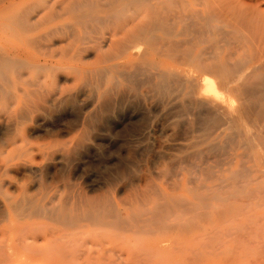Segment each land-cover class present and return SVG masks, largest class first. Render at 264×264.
I'll use <instances>...</instances> for the list:
<instances>
[{"label": "rangeland", "instance_id": "1", "mask_svg": "<svg viewBox=\"0 0 264 264\" xmlns=\"http://www.w3.org/2000/svg\"><path fill=\"white\" fill-rule=\"evenodd\" d=\"M99 1L103 4L105 1L114 2L115 5L121 6L117 14L119 20L131 18L153 19L161 15L160 20L167 22L170 30L182 31L181 29L185 26L183 33L178 37V39L184 40L180 41L182 45L180 49H188L191 44L194 48L196 40H198V47L203 49L205 54L210 51L211 53H209L212 55L213 49H217L215 47L219 45L221 47L218 48L219 52L215 51L219 53L218 55L228 56L227 62L229 63L227 65L231 63L230 61L234 62L235 59H241L238 61L240 64L243 62L241 67L244 66V61L247 64L255 62V66L259 69L256 68L257 70L253 69L250 72V79L253 82L261 79L259 81L261 82L264 78L262 71L264 70V67H262L264 65V56H262L264 55V0H234L238 7L248 8L250 11L256 9L261 11L259 18L255 20H252L253 17L250 13L247 16L250 19L243 23V28L240 27V20L235 23L236 26L238 25L237 27L244 30V32L242 31L243 34L247 35L250 40V42L249 40L248 42L242 40L239 45L243 49L239 48L236 39L235 41L231 39V35L228 33L231 27L228 22H218L209 26L212 31H217L213 33L215 39L210 35L212 32H208V26H199L194 23L195 17L193 16L198 10L196 0H136V2H134L135 0H0V245L13 243L25 247L29 243L27 245L29 249L31 247L40 249L39 247L42 248L46 245L52 248H56L57 245L61 246L62 255L61 257L56 256L52 260V264H188L183 261H164L154 255L146 256L140 251V239L146 234L143 232L133 233L126 229V231L122 230L125 227H123V224L127 220L134 219L137 217L135 215L139 216L140 213V217L143 213L144 216L147 215L156 208V203L159 207L166 200L180 199L183 202H198V208L187 216L198 215L200 220L199 242L206 250L208 249L207 251L212 249L210 252L214 251V255L217 254L216 257H213V255L210 256V253H206L207 257H203V260L198 264H210L208 260L209 262L216 261L211 264H222L227 261L226 264H264V258H262L264 257V151L262 152L264 150L262 149L264 148V114H261L263 118L261 115H257L259 102L254 101L255 94L249 93L250 98L246 95L245 101L242 99L228 101L232 113L237 115V111L240 110L241 114L237 115L233 123H236L241 131L236 130V124H230V126L233 125L235 132H240L243 138L240 133L238 136L241 138L238 136L236 138V135L231 134L234 131L228 130L227 121L229 120L225 121L223 116L213 114V117L219 119H216L219 122L217 124L216 121L213 122L215 117L212 119L208 117L212 111L208 112L206 111L208 109L205 108V112L203 106H201V110L199 105L195 104H192L191 107L194 109L195 105L199 109L195 107L193 110L187 106L190 105L192 99L191 96L188 98V94L185 95L189 88L185 76L195 77L199 74L198 72H192L195 73L194 75L189 73V66L178 64V61L177 63L171 61L166 67L168 77L165 96L156 89L154 91L147 84L146 86L145 83L138 84L136 92L126 88L129 90L125 92L126 96L124 94L121 96L122 94H117L115 91H109L107 95H103L104 76L100 72V80L98 71L99 67L103 68L106 64L112 62L109 59L113 57L111 56L113 54H110L113 53V50L108 48L110 40L107 35L105 39L101 37L102 31L107 32L106 23L97 18H92L93 15L94 17L96 15L94 9L102 8L103 4H100ZM69 3H72V5ZM76 3L78 7L81 6V11L76 10ZM70 5L71 7H69ZM96 5H99V7H96ZM63 7L66 8L65 12ZM150 9L157 11V13L152 11L155 13L152 16ZM182 10H185L188 16L183 18L177 16V14L182 13ZM174 13H177L175 17L173 16ZM190 13L192 14L190 15ZM186 17L191 19L192 22H188ZM39 18L40 22L52 20V22H63L75 26L73 29L74 36L66 38L59 33L53 39L54 60L59 57L57 52H61L58 59H63L67 63L64 62L65 64L63 63L58 69L30 68L25 64L6 65L1 59L4 48L13 47L21 53L34 51L30 42L31 38H35L38 32L37 24L39 22L31 31L27 29L28 26L26 25H28L29 19L33 22ZM75 21L78 23H75ZM24 22H27V24L24 25ZM170 24H173V26ZM192 28L195 29V32ZM201 28L203 30H200ZM223 30L227 32L223 33L224 38H222L228 39L226 40L228 44L226 42L224 44L225 40L218 38L221 36L219 32H223ZM198 31L202 32L199 33ZM202 33L204 35H201ZM81 35L85 38H82ZM207 35L212 37L208 42L205 40L208 38ZM202 36L206 38H202ZM201 38L205 42H200ZM66 40L70 43L72 41V46L69 43L70 47L67 48ZM186 40L191 41L188 44ZM253 40L255 42L251 44ZM248 43L252 48L249 47ZM61 45L66 46H62L64 48L63 52L59 50ZM82 47L87 48L85 53L83 51L79 52ZM225 48L230 49L229 52ZM144 49V45L139 48L141 51ZM251 49L254 51H250ZM102 51L109 54L110 57ZM251 52L254 54H251ZM101 53L107 55V58ZM210 54L208 55L209 58ZM215 54L217 53L215 52ZM71 55L74 57L69 60L68 58ZM96 56H101V59L99 58L100 62H98L99 59ZM76 58L78 60L74 62ZM14 60H16L14 63L18 62L17 59ZM260 60L263 65L259 62ZM78 62L85 64V69L81 72L77 67ZM257 63H259V66ZM93 64H96V66L94 67ZM240 64L234 66L235 70L238 69L237 66H240ZM231 65L233 64L229 65L232 70ZM66 70L70 73H67ZM11 71L13 73L21 72L25 83L21 86L17 85L15 89L12 86L6 87L5 76L6 73ZM55 73L56 75H54ZM47 74L51 76L50 79H46ZM67 74L72 77H68ZM171 74L174 80L180 81L175 84V89L172 88L175 81L171 78ZM255 78L259 79L256 80ZM32 80L39 82L40 87L34 86ZM43 80L44 82H42ZM144 86L149 88H147L148 92H144L147 91ZM16 90L21 95L20 101L22 103H16L12 98V94ZM127 94L131 97L126 98L129 96ZM160 96L161 98H159ZM142 97L143 99H141ZM105 98L106 102L104 101ZM136 98L137 100L140 98L139 101L135 100ZM143 100L144 102H142ZM245 102L249 103L247 111L244 110L247 113L241 110ZM253 102H257V104ZM14 103L17 105L15 106ZM231 106H234V108L232 109ZM240 115H242L241 119ZM220 119H223L221 121H225V124L223 122L220 124ZM248 124L250 127L247 126ZM252 126L257 129L255 133ZM229 129L234 130L231 127ZM220 131L222 132L218 134ZM243 131H245V134ZM227 132H229V136ZM226 135L230 139L227 137L230 144L226 140ZM218 152L220 156L217 154ZM230 177H233V179ZM235 184H239L240 187ZM252 190L253 192H251ZM174 194L177 195L173 196ZM168 195L170 197H167ZM84 203H86V206ZM88 203L91 205L89 206ZM222 204L224 207H222ZM43 207L51 209L48 210ZM143 210L145 211L143 212ZM63 212H66V215H62ZM78 213L81 219L78 217ZM230 214L233 216L230 217ZM243 225L244 227H242ZM214 227H216V230L213 229ZM260 228H263V230ZM237 233L241 236L238 234L239 237ZM255 234H257V237ZM219 236L221 237L218 238ZM244 236L243 240L242 237ZM151 238L159 239L160 236L154 234ZM226 239L225 244L223 240ZM45 243L47 244L45 245ZM220 243L222 244L220 245ZM217 244L220 246L218 245V247ZM213 246L217 249H213ZM231 246H234L235 253ZM215 250H218L219 254ZM99 252L104 255L103 258L102 254L99 256ZM124 252H132L135 256L129 260H124V256L119 258V253ZM17 260L18 258L15 261ZM258 260L260 261L258 262ZM205 261L207 263H204Z\"/></svg>", "mask_w": 264, "mask_h": 264}, {"label": "bare ground", "instance_id": "2", "mask_svg": "<svg viewBox=\"0 0 264 264\" xmlns=\"http://www.w3.org/2000/svg\"><path fill=\"white\" fill-rule=\"evenodd\" d=\"M98 1V0H97ZM105 1V0H103ZM133 1V0H131ZM130 1V2H131ZM156 1V0H155ZM179 1V0H178ZM197 1V6H198V10H196V13L194 14L193 17H195V22L194 23H197L199 26H210L214 23H218V22H228V25H230L231 29L230 31L228 32L230 35H231V39L238 42V46L240 49H243L241 45H239L242 40H246L248 42L249 38L247 37V35L243 34L244 30L241 29L243 28V23H246L250 18H247V16L250 14L253 19L252 20H255V19H258L259 16H260V13L261 11L256 9L255 11H250V9L248 8H242V7H238V5L235 3L234 0H196ZM81 2V1H80ZM100 2V1H99ZM98 2V3H99ZM136 2V0L134 1ZM78 3V2H77ZM75 4L77 6L76 10H80L81 9V6L78 7V4ZM88 3V2H87ZM92 3V2H90ZM102 2H100L101 4ZM72 5V3H69ZM68 4V5H69ZM103 4V3H102ZM116 3L114 2H106L101 6L102 8L101 9H94V13L96 14L95 17L93 15L92 18H97L99 19L100 21L106 23L105 27L107 28V32L105 31H102L101 32V37L103 39H105V36L107 35V37L109 38L110 40V44L108 45V48L110 50H113V53H110V54H113L111 56H113L112 58L110 57L109 54H107L106 52H103L102 53H106L107 55H109L110 59L109 60H112V62H110L109 64H106L103 68L99 67V77L101 76L100 72L102 73V76H104V79H103V85H104V90H103V95H107V93L109 91H115L117 94H122L121 96H123V94L125 95V92H128L129 90L131 91H135L138 87V84H143L145 83V85L147 84L150 88L152 87L153 90L156 89L159 93H162V95L166 92V89H167V72H166V67L170 64L171 61H174L177 63V61L179 62L178 64H183V65H188L189 66V69H188V72L189 73H192V72H198L199 76H185V81L186 83L188 84L189 88L187 90V93L185 95H189L188 98L191 96V99H192V102L190 103V105H187L189 107H191L192 104H195V105H199V107L201 108V106H203V110L205 111V108H207L208 112L212 111V117H211V113L209 114L211 119L214 118L213 117V114L214 115H218V116H223V118H225L224 120H229L227 121L228 122V130L229 131H234V133H231V134H234V136L237 138V136L239 135L238 131L235 132V127L233 125L230 126V124H234L233 122H235V119L237 117V115L240 113V110L237 111V115L232 113L231 111V108H229V103L228 101L231 100L232 101H235V99H242L244 100L245 96L248 95L250 98V94H255V100L254 101H258L259 102V109H257V115H261V114H264V82H262L264 80V78L262 79L261 82L259 81H252L250 79V72L254 70H257L259 68H257L255 66V62H253V64H247L246 61H244V66L241 67V65L243 64V62H238L240 60H236L235 59V63L233 61H230L233 65L232 66V70L230 68V64L227 65V62L228 59L225 55L221 54V55H218L219 53V49L218 48H221L219 47V45H217L218 47H215L217 49H213L214 48V45L212 46L213 48V51H215L217 54H215V52L212 51V55L207 52V56L205 54V51H203V49L199 48L198 47V43L196 40V46L193 48V45L191 44V47H189L188 49H180L182 48L181 46V42L180 41H184V40H181V39H178V37L183 33V29H185L186 27L184 26L183 29H181L182 31H177V30H170V27L168 25L167 22L163 21V20H160V17L161 15H159V19L158 18H131V19H126V20H119L117 14L119 13V9L121 8V6L119 7V5H115ZM71 5L69 7H71ZM74 5V4H73ZM80 5V4H79ZM93 5V4H92ZM74 6V7H76ZM91 6V5H90ZM99 7V5H96V7ZM67 7V5H66ZM73 7V9L75 10V8ZM162 7V6H161ZM64 8V7H63ZM151 8V7H150ZM53 9V8H52ZM149 9V8H148ZM54 10V9H53ZM52 10V11H53ZM66 8H64V12H65ZM69 10V9H67ZM72 10V11H74ZM151 10V9H150ZM173 10V9H172ZM81 11V10H80ZM157 13V11L155 10H151V15L153 16V14H155L154 12ZM75 12V11H74ZM160 12V11H158ZM177 12V11H176ZM182 13L179 15L177 13H174V17H175V14H177V16H180V18H183L185 16H188L187 13L185 12V10H182L181 11ZM150 14V13H149ZM192 13H190L191 15ZM48 15V14H47ZM50 15V14H49ZM157 15V14H156ZM157 15V16H158ZM149 17V16H148ZM163 17V16H162ZM166 17V16H165ZM190 17V16H189ZM251 17V18H252ZM1 18V17H0ZM79 18V17H78ZM83 18V17H81ZM192 18V17H191ZM9 19V18H8ZM80 19V18H79ZM186 19H188V22L191 20L189 18L186 17ZM90 20V18H89ZM99 20H97V22H99ZM181 20V19H180ZM178 20V21H180ZM240 20V24H241V28L237 27L235 23H238V21ZM24 21V20H23ZM77 21V20H76ZM75 23H78L76 22ZM85 21V20H83ZM263 21V20H261ZM28 28L30 31L36 26L37 24V29H38V32L37 34L35 35V38H31V46L33 48V52H27V53H21V52H18L15 48L13 47H9V48H4L3 50V55H2V61H4V63L6 65H13V64H17V65H22V64H25L27 66H29L30 68L31 67H41V68H50V69H58L60 68L64 62H66L65 60L63 59H58L60 57V53L61 52H57L59 55L57 60H54V53H55V49L52 48V46H54V36L56 34H63L64 37L66 38H69L70 36H74L75 32H74V27L72 24V28H70L71 26L67 24H64L63 22L60 23V22H52V20H46V21H42L40 22V18L38 20H35V21H31L30 19L28 20ZM73 22V21H71ZM95 22H96V19H95ZM172 22V21H171ZM170 22V23H171ZM192 22V21H190ZM80 23V22H79ZM174 23V22H173ZM186 24V22H184ZM27 24V22H24V25ZM99 24V23H98ZM175 24V23H174ZM183 24V23H182ZM192 24V23H190ZM81 25V24H80ZM79 25V26H80ZM86 25V24H85ZM85 25H84V28H85ZM89 25V24H88ZM93 25V24H92ZM171 25V24H170ZM173 26V24L171 25ZM182 26V25H181ZM189 26V25H188ZM193 27V25H191ZM235 26V28H234ZM246 26V25H245ZM244 26V28H245ZM24 27V26H23ZM89 27V26H88ZM212 27V26H211ZM217 27V26H216ZM229 27V26H228ZM90 28V27H89ZM88 28V29H89ZM182 28V27H181ZM204 28V27H203ZM220 28V27H219ZM234 28V29H233ZM92 29V28H91ZM193 29V28H192ZM206 29V28H204ZM210 27H209V31L208 32H212V34H210L211 36H213L214 34L213 33H216V29L214 31H210ZM187 30V29H186ZM189 30H190V27H189ZM194 32H195V29H193ZM200 30H203L202 28ZM208 30V28H207ZM206 30V31H207ZM217 30H218V27H217ZM250 30V29H249ZM84 31V30H83ZM192 31V30H191ZM219 31V30H218ZM243 31V32H242ZM246 31V30H245ZM86 32V31H84ZM93 32V31H91ZM98 32V31H97ZM189 32V31H188ZM193 32V31H192ZM199 32V31H198ZM202 32V31H200ZM199 32V33H200ZM222 32V31H221ZM219 32V34H221L220 37H218V34H217V37L220 38V39H223L224 35L223 33L224 32H227L225 30H223V32L221 33ZM247 32V31H246ZM196 33H197V30H196ZM204 33V32H203ZM201 34V35H204V34ZM236 33H238V35H236ZM95 34V32H94ZM207 34V33H206ZM226 34V33H225ZM248 34V33H247ZM61 35V36H63ZM200 35V36H201ZM249 35V34H248ZM196 36H198L196 34ZM227 36V35H226ZM246 36V38H245ZM250 36V35H249ZM82 38H85V36L83 37L81 35ZM204 36H202L203 38ZM208 37V35L206 36ZM204 37V38H206ZM214 37V36H213ZM223 37V38H222ZM59 38V37H58ZM72 38V37H71ZM70 38V39H71ZM81 38V39H82ZM202 38H201V41L200 42H203L202 41ZM210 38L212 37H208L207 39H205L207 42L208 40H210ZM263 38V37H262ZM98 39V38H97ZM193 39V38H192ZM215 39V37H214ZM255 39V38H254ZM61 40V39H59ZM83 40V39H82ZM108 40V41H109ZM225 40V39H223ZM222 40V41H223ZM228 40V39H226ZM224 41L223 43L225 44V42L227 43V41ZM241 40V41H240ZM262 40V39H261ZM57 41V40H56ZM67 41V48L68 46L70 47V42ZM66 41H63V42H66ZM76 41V40H75ZM90 41V40H89ZM101 41V40H100ZM103 41V40H102ZM107 41V39H106ZM189 44V42L191 40H186ZM218 41V39H217ZM221 41V42H222ZM240 41V42H239ZM256 41V39H255ZM253 40V43L251 44H254L255 42ZM58 42V41H57ZM62 42V40H61ZM61 42L59 44H61ZM78 42H79V36H78ZM99 42V41H98ZM104 42V41H103ZM101 42V43H103ZM205 42V41H204ZM214 40L211 42L213 44ZM220 42V41H219ZM230 42V41H229ZM246 42V43H247ZM250 42V40H249ZM70 43V44H69ZM95 43V41H94ZM210 43V42H209ZM217 43V42H215ZM104 44H108V43H104ZM185 44V43H184ZM219 44V43H218ZM228 44V43H227ZM249 44V47L252 48V46ZM99 45V44H98ZM97 45V46H98ZM144 45L145 46V49L143 51L139 50L140 46ZM211 45V44H210ZM259 45V44H258ZM66 47L64 45H61V48L59 49L60 51L63 52V47ZM72 46V44H71ZM101 46V45H99ZM184 46V45H183ZM209 46V45H208ZM96 47V46H95ZM94 47V49H95ZM206 47V46H205ZM211 47V46H210ZM230 47V46H229ZM254 47V45H253ZM259 47V46H257ZM57 48V47H56ZM91 48V47H90ZM102 48V47H101ZM100 48V49H101ZM71 49V48H70ZM92 49V48H91ZM211 49V48H210ZM228 50V48H225ZM255 50V48H253ZM253 49H251L250 51H252ZM58 50V49H57ZM87 48L86 47H82L79 52L83 51L84 53L86 52ZM99 50V49H98ZM230 50V49H229ZM229 50L227 52H229ZM253 50V51H254ZM256 50H258V48H256ZM263 50V49H262ZM67 51V50H66ZM69 51V49H68ZM67 51V52H68ZM91 51V50H89ZM88 51V52H89ZM106 51V50H105ZM78 52V53H79ZM101 52V51H100ZM56 53V54H57ZM74 53V51H73ZM83 53V54H84ZM101 53V55H103ZM109 53V52H108ZM222 53V52H221ZM253 52H251L252 54ZM81 54V53H80ZM97 54V53H96ZM211 55L210 58L208 57V55ZM215 54V55H214ZM254 54V53H253ZM257 54V53H256ZM75 55V53H74ZM79 55V54H78ZM99 55V54H98ZM107 55L105 56V54L103 56H105L107 58ZM241 55H244V54H241ZM261 55V54H260ZM259 55V56H260ZM70 56V55H69ZM102 56V57H103ZM246 56V55H245ZM264 56V55H262ZM1 57V55H0ZM72 57H69L68 59L70 60ZM81 58V56H79ZM98 59L100 58L101 59V56H96ZM79 58V60H81ZM83 58V56H82ZM85 58V57H84ZM114 58V59H113ZM256 58V57H254ZM260 58V57H259ZM14 59H17L18 62L14 63ZM97 59V60H98ZM100 59L98 62H100ZM227 59V60H226ZM239 59V58H238ZM253 59V57H252ZM258 59V58H256ZM261 59V58H260ZM76 61L74 62H77V58L75 59ZM226 60V62H225ZM262 60V59H261ZM261 60L259 61L261 63V65H263V60L261 62ZM82 61V60H81ZM85 61V59H84ZM256 61V60H255ZM73 62V63H74ZM97 62V61H96ZM98 62H97V65H98ZM67 63V62H66ZM79 63V62H78ZM85 63V62H84ZM226 63V64H225ZM237 63V64H236ZM65 64V63H64ZM76 64V63H75ZM103 64V63H102ZM240 66H237L235 70V67L236 65H239ZM259 63H257L258 65ZM94 65V64H93ZM100 65V64H99ZM173 65V64H172ZM227 65V66H226ZM70 66V65H69ZM75 66V65H74ZM96 66V64L94 65V67ZM171 66V65H170ZM229 66V67H228ZM259 66V65H258ZM73 67V66H71ZM69 67V68H71ZM77 67L79 68L80 72L82 70H84L85 68V64L83 63H79V65H77ZM87 67V66H86ZM174 67V66H173ZM172 67V68H173ZM187 67V66H186ZM241 67V68H240ZM261 67V66H260ZM264 67V65L262 66ZM29 68V69H30ZM89 68V67H88ZM98 68V67H97ZM177 68V67H176ZM179 68V67H178ZM234 68V69H233ZM257 68V69H256ZM36 69V68H35ZM38 69V68H37ZM187 69V68H186ZM262 69V68H261ZM33 70V69H31ZM30 70V71H31ZM78 70V69H77ZM172 70H175V69H172ZM67 71V70H66ZM176 71V70H175ZM181 71V70H180ZM263 71V75H264V70ZM65 72V71H64ZM185 72V70H184ZM60 73V72H59ZM67 73H70L67 71ZM193 75L195 73H192ZM262 74V73H261ZM56 75V73L54 74ZM54 78H56V76H54ZM59 75V74H57ZM68 77H72L70 76L69 74H67ZM65 75V76H67ZM88 75V74H87ZM177 75V74H176ZM187 75V74H185ZM172 76V74H171ZM52 77V78H53ZM75 77V76H74ZM79 77V76H78ZM261 78L263 76H260ZM259 77V78H260ZM51 76L49 74L46 75V79H50ZM173 80V76L171 77ZM182 80L183 78L180 77ZM259 78H255L256 80H258ZM57 79V78H56ZM93 79V78H92ZM40 80V79H39ZM100 80H101V77H100ZM172 80V81H173ZM5 86L6 87H10L12 86L14 89L16 88V86H21L23 83H25V80L22 79V73L21 72H16V73H13L12 71L10 73H6V76H5ZM93 81V80H92ZM171 81V82H172ZM174 84L171 85L170 82V77H169V82L168 84H170L172 86V88L175 86V84L180 81H176L174 80ZM44 82V80L42 81ZM32 83H34V86L36 85L37 87H40V83L39 82H36L35 80L33 81L32 80ZM36 83V84H35ZM177 83V84H178ZM42 84V83H41ZM101 84V83H100ZM99 84V85H100ZM146 85V86H147ZM183 85V84H182ZM182 85H181V88H182ZM144 86L146 89L148 87ZM176 87V86H175ZM174 87V89H175ZM91 88V87H90ZM93 88V87H92ZM126 88H129V90H127ZM143 88V86H142ZM144 88V89H145ZM171 88V87H169ZM141 89V88H140ZM149 89V88H148ZM148 89L147 91H143L144 92H148ZM172 90V89H171ZM61 91H63L61 89ZM142 91V93H144ZM155 91V90H154ZM153 91V92H154ZM169 91V89H168ZM179 92L181 90H178ZM184 91V90H183ZM136 92V91H135ZM151 92V91H150ZM171 92V91H170ZM178 92V94H179ZM98 93V92H97ZM115 93V94H116ZM134 93V92H133ZM152 93V92H151ZM155 93V92H154ZM114 94V95H115ZM137 94V93H135ZM134 94V95H135ZM140 94V93H139ZM166 94V93H165ZM164 94V96H165ZM258 94V95H257ZM129 95V94H127ZM133 95V94H132ZM141 95V94H140ZM139 95V96H140ZM145 95V93H144ZM143 95V96H144ZM257 95V96H256ZM109 96V95H108ZM113 96V95H112ZM120 96V95H119ZM126 96V95H125ZM148 96V95H147ZM163 96V97H164ZM176 96V95H175ZM183 96V95H182ZM228 96V97H226ZM254 96V95H253ZM128 97H131L130 95L127 96L126 98ZM154 97V96H153ZM173 97V96H172ZM186 97V96H185ZM184 97V98H185ZM12 98H14L15 102L18 103H22L20 100H21V95L16 91L13 92L12 94ZM119 98V97H118ZM117 98V99H118ZM123 98V97H122ZM125 98V97H124ZM135 98V96H134ZM145 98V97H144ZM161 98V96L159 97ZM174 98V97H173ZM227 98H230V99H227ZM253 98V97H252ZM257 98V99H256ZM112 99V98H111ZM116 99V97H115ZM140 99V98H139ZM139 99L137 100V98L135 100L139 101ZM143 99V97L141 98ZM163 99V98H162ZM186 99V98H185ZM110 100V99H108ZM121 100V99H120ZM123 100V99H122ZM121 100V101H122ZM158 100V99H157ZM164 100V99H163ZM106 102V98L104 100ZM117 101V100H116ZM136 101V102H137ZM191 101V100H190ZM189 101V102H190ZM245 101V100H244ZM251 101V100H250ZM253 101V99H252ZM101 102V101H100ZM104 102V103H105ZM111 102V101H110ZM110 102H107V103H110ZM118 102V101H117ZM144 102V100L142 101ZM248 102V101H247ZM246 103V106H245V103H244V107L242 106L241 110L242 111H247V109L249 108V103L247 104ZM135 103V102H134ZM138 103V102H137ZM255 103V102H253ZM115 104V103H114ZM120 104V102H119ZM175 104V103H174ZM177 104V103H176ZM235 104V103H234ZM251 104V103H250ZM257 104V102L255 103ZM15 105V103H14ZM17 105V104H16ZM15 105V106H16ZM139 105V104H137ZM194 105V109L196 107V109H199L198 106H195ZM236 105V104H235ZM254 105V104H253ZM22 106V105H20ZM118 106V105H117ZM178 106V105H177ZM193 106V105H192ZM257 106V105H255ZM147 107V106H146ZM232 109L234 108V106H231ZM106 108V107H105ZM193 109V107H191ZM114 109V108H113ZM192 109H191V112H192ZM193 109V110H194ZM202 110V108H201ZM200 110V111H201ZM236 110V109H235ZM22 112V109L20 110ZM101 111V110H100ZM111 111V110H110ZM199 111V112H200ZM205 111V112H206ZM244 111V112H245ZM20 112V113H21ZM196 112V111H194ZM235 112V111H234ZM243 112V113H244ZM193 113V112H192ZM247 113V112H245ZM244 113V114H245ZM241 114V113H240ZM192 115V114H191ZM196 115V114H195ZM207 115V114H206ZM216 115V116H217ZM246 115V114H245ZM249 115V114H248ZM256 115V116H257ZM241 116L240 115V119H241ZM263 115H261L262 117ZM192 117V116H191ZM194 117V116H193ZM197 117V115H196ZM249 117V116H248ZM199 118V117H198ZM200 118L202 120V117L200 115ZM222 118V117H221ZM243 118V117H242ZM246 118V117H244ZM258 118V116H257ZM256 118V120H257ZM263 118V117H262ZM146 119V118H145ZM193 119V118H192ZM217 119V117H215V120H213V122H215ZM248 119V118H246ZM199 120V119H198ZM219 120V119H217ZM223 119H220V124L223 122L221 121ZM238 120V119H237ZM236 120V122H237ZM251 120V119H250ZM255 120V119H254ZM203 121V120H202ZM225 121L223 122V124H225ZM240 121V120H239ZM231 122V123H229ZM258 122V121H257ZM216 123L218 124L219 122L216 121ZM240 123V122H239ZM247 123V122H245ZM249 123V121H248ZM141 124V123H140ZM236 124V123H235ZM234 124V125H235ZM241 124V123H240ZM239 124V125H240ZM251 124V123H249ZM249 124L247 126H249ZM255 124V123H254ZM150 125V124H149ZM256 125V124H255ZM253 125V126H255ZM141 126V125H140ZM223 126V125H222ZM237 126V124H236ZM252 126V127H253ZM264 126V125H263ZM229 127L231 128H234V130H230ZM250 127V126H249ZM251 127V128H252ZM243 128V127H242ZM254 128V133L257 131V129L255 127ZM259 128V126H258ZM261 129V128H260ZM236 130H239L238 129V126L236 128ZM244 130V129H243ZM219 131V130H218ZM241 131V130H239ZM251 132V130H249ZM222 131L218 132L221 133ZM244 134H245V131H243ZM242 132V134H243ZM249 132V134H251ZM252 132H253V129H252ZM228 136H229V132H227ZM247 133V132H246ZM217 134V135H218ZM248 134V135H249ZM225 135V134H224ZM226 135V140H227V136ZM247 135V134H246ZM246 135H243L244 137ZM252 135V134H251ZM240 136L242 137L241 133H240ZM240 136H238L239 138H241ZM249 137V136H248ZM247 137V138H248ZM243 138V137H242ZM229 139V137H228ZM235 139V138H234ZM230 140V139H229ZM241 140V139H240ZM244 140V139H243ZM246 140V139H245ZM244 140V141H245ZM256 140V139H255ZM228 141V140H227ZM243 141V142H244ZM229 144H230V141H228ZM239 142V141H238ZM241 142V141H240ZM242 143V142H241ZM240 143V144H241ZM258 143H260V141H258ZM239 144V145H240ZM246 145V144H245ZM234 146V145H233ZM237 146V145H236ZM242 146V145H240ZM249 146V144H248ZM252 146V145H251ZM264 146V145H263ZM235 147V146H234ZM207 148V147H206ZM230 148V147H229ZM260 148V147H259ZM244 149V148H243ZM250 149V147H249ZM261 149V148H260ZM264 149V148H262ZM261 149V150H262ZM211 150V149H210ZM216 151V150H215ZM219 151V150H218ZM264 150H262L263 152ZM216 154V153H215ZM219 156H220V153L218 152L217 153ZM243 154V153H242ZM224 155V154H222ZM248 155V154H247ZM204 157V156H203ZM226 157V156H224ZM196 159V158H195ZM232 159V158H231ZM250 159V158H249ZM230 160V158H229ZM221 161V160H220ZM227 161V160H226ZM251 161V160H250ZM241 162V160H240ZM242 164V163H241ZM235 171V170H234ZM244 171V170H243ZM232 175V173H231ZM234 176V175H233ZM242 176V175H241ZM236 177V176H235ZM231 179H233V177H230ZM254 181V180H253ZM227 182V181H226ZM255 182V181H254ZM250 183H251V180H250ZM229 182L227 183V186H228ZM235 185H239V184H235ZM231 186V185H230ZM221 187V186H219ZM232 187V186H231ZM240 187V185H239ZM217 188V186H216ZM212 189V188H211ZM221 189V188H220ZM262 191V189H261ZM259 191V192H261ZM217 192V191H216ZM222 192V190H221ZM253 192V190L251 191ZM250 192V194H252ZM170 194V193H169ZM199 194V193H198ZM207 194V193H205ZM172 196V194H170ZM177 194H174L173 196H175ZM194 195V194H192ZM197 195V194H196ZM204 195V194H203ZM232 195V194H231ZM144 196V195H143ZM195 196V195H194ZM200 196V195H199ZM198 196V197H199ZM167 197H170L169 195ZM179 197V196H178ZM197 197V196H196ZM195 197V198H196ZM202 197V196H201ZM207 197V196H206ZM236 197V196H235ZM234 197V198H235ZM29 198V197H28ZM194 198V197H192ZM200 198V197H199ZM203 198V197H202ZM264 198V197H263ZM27 199V198H26ZM138 199V198H137ZM145 199V198H144ZM149 199V198H148ZM198 199V198H197ZM230 199V198H229ZM228 199V200H229ZM248 199V198H246ZM252 199V198H251ZM236 200V198H235ZM147 201V200H145ZM144 201V202H145ZM231 201V200H230ZM240 201V199H239ZM128 202V201H127ZM126 202V203H127ZM140 202V201H139ZM148 202V201H147ZM216 203V202H215ZM85 206H86V203H84ZM89 206L91 205L90 203H88ZM93 204V203H92ZM98 204V203H97ZM128 204V203H127ZM141 204V203H139ZM146 204V202H145ZM224 204V203H223ZM222 204V207H224V205ZM262 204V203H261ZM46 205V204H45ZM49 205V204H48ZM53 205V204H51ZM95 205V203H94ZM93 205V206H94ZM100 205V204H99ZM147 205H149L147 203ZM17 206V205H16ZM62 206V205H61ZM111 206V204H110ZM150 206V205H149ZM152 206V205H151ZM158 204L156 203V208H154V210L150 213H148L147 211V215H141L140 217V214L139 216L138 215H135L137 217H135L134 219H131V220H127L124 224H123V227L124 229H122L123 231L126 229V230H129L131 232H143L146 234V236H144L143 238L140 239V243H141V248H140V251H142L143 254H145L146 256L148 255H154L156 257H158L159 259L162 258L164 261H172V262H177V261H183L185 263H188V264H192V263H195V264H198L200 263L204 258L207 257L206 253H210V256L213 255V257L216 255H214V251L213 252H210L212 251V249H210V251H207L205 249V247L202 246V243L199 242V218H198V215H192V216H187L190 212L192 211H195L199 204L197 201H189V202H183L181 201L180 199H173V200H170V201H165L164 204H161L159 207H157ZM220 206V205H219ZM262 206V205H261ZM79 207V206H78ZM88 207V205H87ZM92 207V206H91ZM104 207V206H103ZM102 207V208H103ZM106 207V206H105ZM36 208V206H35ZM34 208V209H35ZM38 208V207H37ZM44 208V207H43ZM83 208V207H82ZM110 208V207H109ZM147 208V207H146ZM153 208H150V209H153ZM204 208V207H203ZM33 209V210H34ZM40 209V208H38ZM44 209H48V208H44ZM51 209V208H49ZM48 209V210H49ZM53 209V208H52ZM57 209V208H55ZM96 209V208H95ZM144 209V208H143ZM208 209V208H207ZM251 209V208H250ZM32 210V211H33ZM62 210V208H61ZM69 210V209H68ZM77 210V209H76ZM79 210V209H78ZM87 210V208H86ZM104 210V209H103ZM110 210V209H108ZM147 210V209H146ZM249 210V209H248ZM252 210V209H251ZM64 211V209H63ZM70 211V210H69ZM74 211V209H73ZM85 211V210H84ZM88 211V210H87ZM100 211V210H99ZM98 211V212H99ZM119 211V210H118ZM137 211V210H135ZM145 210H143L144 212ZM149 211V210H148ZM218 211V210H217ZM253 211V210H252ZM53 212V211H51ZM57 212H59V210H57ZM71 212V211H70ZM77 212V211H76ZM86 212V211H85ZM84 212V214H85ZM110 212V211H109ZM199 212V211H198ZM61 213V212H60ZM68 213V212H67ZM75 213V212H74ZM35 214H39V213H35ZM54 214V213H53ZM52 214V215H53ZM57 215V213H55ZM66 215V212L62 215ZM73 214V213H72ZM99 214V213H98ZM123 214V213H121ZM134 214V213H133ZM236 214V213H235ZM243 214V212H242ZM245 214V213H244ZM75 215V214H73ZM79 215V216H78ZM78 217L80 218V214L78 213ZM111 215V214H110ZM124 215V214H123ZM72 216V215H71ZM76 216V215H75ZM74 216V217H75ZM86 216V215H85ZM88 216V215H87ZM105 216V215H104ZM233 216L230 214V217ZM248 216V215H247ZM262 216V215H261ZM46 217V216H45ZM56 217V216H55ZM65 217V216H64ZM73 217V216H72ZM99 217V216H98ZM258 217V216H257ZM85 218V217H84ZM96 218V217H95ZM235 218V217H234ZM53 220L55 218H52ZM51 219V220H52ZM68 219V218H67ZM71 219V218H70ZM73 219V218H72ZM81 219V218H80ZM86 219V218H85ZM233 219V218H232ZM84 220V219H83ZM95 220V219H94ZM235 220V219H234ZM237 220V219H236ZM260 220V219H259ZM63 221H64V218H63ZM68 221V220H66ZM118 222V221H117ZM100 223V222H99ZM238 223V222H237ZM255 224V223H254ZM96 225V224H95ZM99 225V224H98ZM245 225V224H244ZM244 225L242 227H244ZM261 225V224H260ZM221 226V225H220ZM264 226V225H263ZM212 227V226H211ZM210 227V228H211ZM216 227H214L213 229H215ZM230 228V227H229ZM99 229V227H98ZM102 229V228H101ZM245 229H246V226H245ZM251 229V228H250ZM250 229H249V232H250ZM259 229V227H258ZM263 230V228H260ZM125 230V231H126ZM209 230V229H208ZM216 230V229H215ZM225 230V229H223ZM237 230V229H236ZM239 230V228H238ZM213 231V230H212ZM227 231H228V228H227ZM226 231V232H227ZM245 231V230H244ZM210 232V231H209ZM212 233V232H211ZM209 233V234H211ZM229 233V232H228ZM231 233V232H230ZM233 233V232H232ZM258 233V231H257ZM154 234H157L160 236L159 239H153L151 238ZM213 234V233H212ZM236 234V233H235ZM239 233H237L238 235ZM117 235V234H116ZM241 236V234H239ZM238 235V236H239ZM256 237H257V234H255ZM176 236V237H175ZM223 236V235H222ZM239 236V237H240ZM201 237V236H200ZM207 237V236H205ZM221 236H219L218 238H220ZM237 237V238H239ZM62 238V237H60ZM59 238V239H60ZM124 238V237H123ZM245 236L242 237V239L244 240ZM51 239V238H50ZM204 239V238H203ZM205 239H208V238H205ZM223 239V238H221ZM230 239V237H229ZM236 240V238H234ZM233 239V240H234ZM247 240V239H245ZM72 241V240H71ZM128 241V239H127ZM205 241V240H204ZM220 241V240H219ZM226 240H223V242L225 243ZM248 241V240H247ZM246 241V243H247ZM252 241V240H251ZM1 242V241H0ZM23 242V241H22ZM32 242V241H31ZM47 242V241H45ZM49 242V241H48ZM47 242V243H48ZM237 242V241H236ZM257 242H258V239H257ZM45 243V245L47 244ZM70 243V242H68ZM229 243V241H228ZM238 243V242H237ZM29 244V243H28ZM27 244V245H28ZM34 244V243H33ZM77 244V243H76ZM102 244V243H101ZM128 244V243H127ZM222 243H220L221 245ZM226 244V243H225ZM235 244V243H234ZM26 245V244H24ZM26 245V246H27ZM31 245V244H30ZM36 245V244H35ZM75 245V244H74ZM132 245V244H131ZM131 245H129L131 247ZM219 244H217L218 246ZM219 245V246H220ZM230 245V244H228ZM20 245H16V244H13V243H10V244H1L0 245V264H52V260H54V258L56 256H59L61 257V246H58L56 248H52V247H47L43 246L42 248L39 247L40 249H33L32 247L29 249H27V247L23 246V247H19ZM218 246V247H219ZM264 246V245H263ZM263 246H261V248H263ZM202 247L204 248V252L202 250ZM223 247V246H222ZM232 247V246H231ZM238 247V246H236ZM213 249L217 247H212ZM229 248V247H228ZM233 248V251L234 253L236 252L235 249H234V246L232 247ZM239 248V247H238ZM81 249V248H80ZM139 250V248H137ZM223 249H226V248H223ZM240 249V248H239ZM230 250H232L230 248ZM238 250V249H237ZM82 251V250H81ZM85 251V250H84ZM216 253L219 254V251L218 250H215ZM227 251V250H226ZM232 251V252H233ZM263 251V250H261ZM83 252V251H82ZM102 252V251H101ZM101 252L99 256H101ZM110 252V251H109ZM113 252V251H111ZM134 252V250H133ZM92 253V252H90ZM105 253V252H104ZM136 253V252H135ZM225 253V251H224ZM227 253H229L227 251ZM263 253V252H261ZM114 254V253H113ZM230 254V253H229ZM232 254V253H231ZM81 255H84V254H81ZM89 255V254H88ZM115 255V254H114ZM119 258L120 257H123L124 260H129L131 258H133L135 256L134 253L132 252H124V253H119ZM91 256V254H90ZM103 254H102V258H103ZM221 256V255H219ZM66 257V256H65ZM79 257V256H78ZM222 257V256H221ZM221 257H220V260H221ZM18 258L17 261H15L16 259ZM92 258V257H91ZM106 258V257H105ZM104 258V259H105ZM264 258V257H262ZM216 259V258H214ZM223 259V258H222ZM258 259V258H257ZM256 259V260H257ZM228 260V258H227ZM232 260V259H231ZM113 261V260H112ZM219 261V260H217ZM236 261V260H235ZM260 260H258L259 262ZM78 262V261H77ZM121 262V260H120ZM213 262V261H212ZM212 262H209L208 260V263H212ZM216 262V261H214ZM213 262V263H214ZM221 262V261H220ZM223 262V260H222ZM257 262V261H256ZM112 263V262H111ZM204 263H207L206 261ZM218 263V262H217ZM228 263V261L226 262ZM226 263H222V264H226ZM114 264V263H113ZM146 264V263H145ZM221 264V263H220ZM254 264V263H253Z\"/></svg>", "mask_w": 264, "mask_h": 264}]
</instances>
